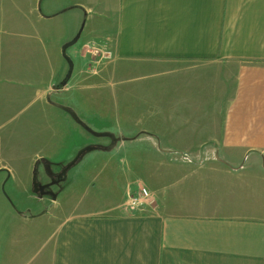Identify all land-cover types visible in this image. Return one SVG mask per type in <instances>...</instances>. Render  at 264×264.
I'll list each match as a JSON object with an SVG mask.
<instances>
[{"label": "crops", "instance_id": "obj_1", "mask_svg": "<svg viewBox=\"0 0 264 264\" xmlns=\"http://www.w3.org/2000/svg\"><path fill=\"white\" fill-rule=\"evenodd\" d=\"M92 46L122 138L82 114ZM0 221V264H264V0H0Z\"/></svg>", "mask_w": 264, "mask_h": 264}, {"label": "rangeland", "instance_id": "obj_2", "mask_svg": "<svg viewBox=\"0 0 264 264\" xmlns=\"http://www.w3.org/2000/svg\"><path fill=\"white\" fill-rule=\"evenodd\" d=\"M102 50V48L100 49ZM113 61H101L100 63H90L88 64L89 70L87 72H84V98L86 102L94 99L96 96L100 98L102 101L101 108H94V111L92 112V108H90L88 105L85 106L82 109V114L84 119H87L89 121L98 120L101 123L107 122L108 124H113L117 131L125 128L124 125V117L126 111L123 109V94H120L121 97V106H117L115 102L112 101V106H115V108H107L104 107V105L107 103V100H109V97L112 95V92L119 90H122L125 83L127 82V78L121 75L113 76L110 74L112 72V69L107 72L108 68L112 66ZM110 74V75H109ZM127 84V83H126ZM105 101V103H104ZM117 101V100H116ZM124 103V102H123ZM97 115H96V114ZM123 131H119L120 137L122 138L123 135L121 134ZM115 135V134H114ZM117 136V134L115 135ZM98 146L94 147H109L111 145H115V147L118 146L119 142H116L115 140H97ZM117 144V145H116ZM126 148V147H125ZM124 148V150H125ZM99 161V160H98ZM98 164V162H97ZM56 186V185H54ZM4 219V218H1ZM0 225L2 227H10L11 222L7 221H0Z\"/></svg>", "mask_w": 264, "mask_h": 264}, {"label": "built area", "instance_id": "obj_3", "mask_svg": "<svg viewBox=\"0 0 264 264\" xmlns=\"http://www.w3.org/2000/svg\"><path fill=\"white\" fill-rule=\"evenodd\" d=\"M93 53H90V52ZM86 55L90 54L91 57H99L100 59L95 61L100 63L101 61H110L113 58V54L109 50H100L95 46H92L85 50ZM155 202L152 198L150 191L146 188H139L136 191L130 192L127 196V207L133 211H145L148 208H153Z\"/></svg>", "mask_w": 264, "mask_h": 264}, {"label": "water", "instance_id": "obj_4", "mask_svg": "<svg viewBox=\"0 0 264 264\" xmlns=\"http://www.w3.org/2000/svg\"><path fill=\"white\" fill-rule=\"evenodd\" d=\"M83 30H84V26H82L81 30L79 31V33L77 34V36H76L73 40H71L70 42L66 43V44L62 47V54H63V56H64V58H65V60H66V62H67V64H68V74H67V76H66V80L64 81L63 85H66V84H67V81H68L69 79H71V76H72V74H73V70H74V63H73V61L69 58V56L67 55V51H68L71 47H73V46H75V45L77 44L78 40H79L80 37H81V34H82ZM82 153H83V152H81V153L75 158V160H74L71 164H69V165L67 166V168L63 171L62 176H63L64 178L66 177L67 171H68L72 166L75 165V163H76L77 160L80 158V156L82 155ZM52 184H53V183H52ZM52 184H51V185H52ZM48 187H50V186H43V185H40V184L37 182V180H35V182H34V190H35L36 193L40 194L41 196L49 195V196H51L54 200H56V197H57L56 194H54L53 192H46V191H45V189L48 188Z\"/></svg>", "mask_w": 264, "mask_h": 264}, {"label": "flooded vegetation", "instance_id": "obj_5", "mask_svg": "<svg viewBox=\"0 0 264 264\" xmlns=\"http://www.w3.org/2000/svg\"><path fill=\"white\" fill-rule=\"evenodd\" d=\"M45 191H46V192H49V188H46Z\"/></svg>", "mask_w": 264, "mask_h": 264}]
</instances>
